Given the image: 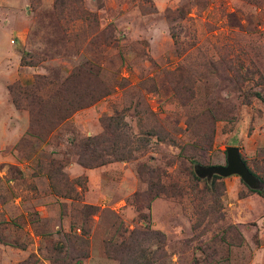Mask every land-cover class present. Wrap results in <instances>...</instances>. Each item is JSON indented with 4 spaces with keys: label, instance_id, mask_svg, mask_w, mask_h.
I'll list each match as a JSON object with an SVG mask.
<instances>
[{
    "label": "rangeland",
    "instance_id": "374dc122",
    "mask_svg": "<svg viewBox=\"0 0 264 264\" xmlns=\"http://www.w3.org/2000/svg\"><path fill=\"white\" fill-rule=\"evenodd\" d=\"M37 75L89 83L72 134L57 113L27 134L8 88ZM158 126L180 146L140 141ZM73 136L129 158L85 168ZM229 147L264 180V0H0V264H264V194L195 173Z\"/></svg>",
    "mask_w": 264,
    "mask_h": 264
},
{
    "label": "trees",
    "instance_id": "16d2710c",
    "mask_svg": "<svg viewBox=\"0 0 264 264\" xmlns=\"http://www.w3.org/2000/svg\"><path fill=\"white\" fill-rule=\"evenodd\" d=\"M103 33V32H101ZM28 53L25 52L24 55L26 56ZM27 63V65L25 64ZM22 64L24 66H31L30 63L26 62L25 57H23ZM93 69L92 63L86 62L81 65V67L76 71L75 77L76 80L79 81V77H81L84 74L83 70L91 71ZM74 77V78H75ZM82 81V80H80ZM89 83L86 82V80L80 83H77L73 87H75L74 90L71 92H68L69 88L67 87H61L55 85L54 82H52L48 77L37 75L35 76V82L31 84L30 86H22L20 84H13L9 86V92L12 97L13 104L15 107L20 111H27L29 113V129L27 131V134L34 130H37L43 123L47 122L48 119H50V122L54 123L55 116L53 114H59L57 119V126L60 129L64 130H71L72 134V124H70V120L76 114L77 112L88 108L94 104V100L91 102H86L85 99H69L68 96L70 93L73 95H78V92L83 89V86L88 85ZM179 92V91H178ZM85 94L88 96L90 95V91H85ZM257 96L261 99H263V96L260 94H257ZM55 99L58 101L56 102ZM97 101L100 99H96ZM96 101V102H97ZM54 111V112H53ZM206 115L208 112L206 111ZM212 120L210 122V127L213 126V120L214 117H211ZM123 121V119H122ZM210 121V119H209ZM102 124L105 129V133H110L112 129H119L121 125V121L116 117L111 118H103ZM184 124L187 126V129L191 125V121L187 120L184 122ZM67 127H70L71 129H67ZM54 129V130H55ZM53 130V131H54ZM188 131V130H187ZM158 133L155 135H151L149 140H140L144 144H150L151 138H156L157 141L160 144L165 143H171L175 146L177 145L175 142V135L172 134L169 131H166L164 128L158 126ZM213 133V129L211 131V134ZM210 134V135H211ZM59 135H62L59 133ZM74 138L69 139V144L71 147L78 149L79 151L77 153H67L65 156L74 157L76 156L78 159H75L76 162H78L80 165H82L85 168H95L98 166L106 165V163H110L113 159L120 160L121 162L128 160L130 154H122L121 156L118 155V152L121 150L127 148L128 146L121 147L120 143L116 141L112 142L109 145V139H106L104 136L98 137V138H86V139H79L77 136H73ZM144 148H147L146 146ZM183 148V147H182ZM243 161L248 165V162L244 159L242 156ZM67 160L70 161L69 158ZM67 161V163H69ZM250 171L256 175L254 171L249 167ZM60 176L65 179V175L63 173H60ZM257 176V175H256ZM261 181L264 183V180L257 176ZM195 179H197L194 176ZM54 177H51V180H53ZM220 179V177L215 176L214 177V183L216 180ZM71 181V180H70ZM77 180L71 181L70 189L73 190V185L76 183ZM66 183L69 184V181L66 180ZM56 190V189H55ZM259 194H264V192H259ZM60 193V192H59ZM157 195H155L156 197ZM84 210H87L90 212V214H95L98 212V209L94 206H86L84 207ZM120 230H117V235L124 236V233H120ZM122 243V242H121ZM118 253V247L116 246L115 250L110 253L111 258L116 259V254ZM134 257V255H133ZM135 258H132L131 260L128 259L127 262L124 263V260H121V264H147V263H141L137 260H134Z\"/></svg>",
    "mask_w": 264,
    "mask_h": 264
},
{
    "label": "water",
    "instance_id": "95a60500",
    "mask_svg": "<svg viewBox=\"0 0 264 264\" xmlns=\"http://www.w3.org/2000/svg\"><path fill=\"white\" fill-rule=\"evenodd\" d=\"M195 173L200 179L208 182H211L215 176L222 178L238 176L253 191L264 192V184L250 171L237 147L227 148L226 165L204 166L199 164L195 167Z\"/></svg>",
    "mask_w": 264,
    "mask_h": 264
}]
</instances>
